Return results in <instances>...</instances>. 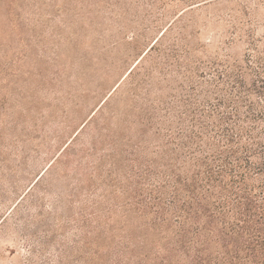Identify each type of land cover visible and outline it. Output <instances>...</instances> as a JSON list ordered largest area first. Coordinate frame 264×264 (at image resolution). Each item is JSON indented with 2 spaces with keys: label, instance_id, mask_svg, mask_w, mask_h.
Returning a JSON list of instances; mask_svg holds the SVG:
<instances>
[{
  "label": "rangeland",
  "instance_id": "rangeland-1",
  "mask_svg": "<svg viewBox=\"0 0 264 264\" xmlns=\"http://www.w3.org/2000/svg\"><path fill=\"white\" fill-rule=\"evenodd\" d=\"M236 66L264 0H0V264H185L154 200Z\"/></svg>",
  "mask_w": 264,
  "mask_h": 264
},
{
  "label": "trees",
  "instance_id": "trees-1",
  "mask_svg": "<svg viewBox=\"0 0 264 264\" xmlns=\"http://www.w3.org/2000/svg\"><path fill=\"white\" fill-rule=\"evenodd\" d=\"M235 70L233 94L219 91L215 111L192 122L190 152H172L154 200L158 220L171 215L185 264H264V107L251 100L264 88H249L248 72Z\"/></svg>",
  "mask_w": 264,
  "mask_h": 264
}]
</instances>
